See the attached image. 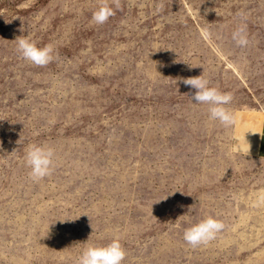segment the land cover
<instances>
[{
    "label": "rangeland",
    "instance_id": "rangeland-1",
    "mask_svg": "<svg viewBox=\"0 0 264 264\" xmlns=\"http://www.w3.org/2000/svg\"><path fill=\"white\" fill-rule=\"evenodd\" d=\"M97 6L0 0V264H76L117 237L123 264H264V0H120L103 25ZM18 36L54 60L24 61ZM201 74L232 93L230 129L180 82ZM244 134L248 155L231 150ZM30 144L55 149L39 181ZM208 216L223 231L190 247L185 229Z\"/></svg>",
    "mask_w": 264,
    "mask_h": 264
},
{
    "label": "clouds",
    "instance_id": "clouds-1",
    "mask_svg": "<svg viewBox=\"0 0 264 264\" xmlns=\"http://www.w3.org/2000/svg\"><path fill=\"white\" fill-rule=\"evenodd\" d=\"M112 5L119 8L120 0H98V6L92 14V22L97 25L106 23L115 14ZM238 15L241 17V24L233 30L231 39L237 47L246 48L250 43L247 32V16L244 12H240ZM205 34L210 37L207 30H205ZM13 42H15L18 56L34 66L45 67L54 60L52 44L38 47L26 36H18ZM180 82L195 90L191 94V101H195L194 105L206 106L209 121L218 122L226 129L235 125V115L228 107L233 100L232 93L221 92L216 87H210L209 80L202 74L197 77L181 79ZM245 134L233 144L231 149L233 152L244 151L246 155L249 154L250 144L246 141ZM54 157L55 149L49 145H28L25 149L24 163L29 169L30 178L39 181L50 176ZM261 199L264 200V197ZM224 227L223 222L208 216L186 228L183 240L192 248L206 246L217 238ZM126 255L127 253L117 237L106 245H87L76 260V264H123Z\"/></svg>",
    "mask_w": 264,
    "mask_h": 264
},
{
    "label": "crops",
    "instance_id": "crops-1",
    "mask_svg": "<svg viewBox=\"0 0 264 264\" xmlns=\"http://www.w3.org/2000/svg\"><path fill=\"white\" fill-rule=\"evenodd\" d=\"M259 137L257 142V153L264 156V115L262 117L261 125L259 128Z\"/></svg>",
    "mask_w": 264,
    "mask_h": 264
},
{
    "label": "bare ground",
    "instance_id": "bare-ground-1",
    "mask_svg": "<svg viewBox=\"0 0 264 264\" xmlns=\"http://www.w3.org/2000/svg\"><path fill=\"white\" fill-rule=\"evenodd\" d=\"M255 141H256L255 139H253V141H252L254 147L257 146V143H256ZM252 142H251V143H252Z\"/></svg>",
    "mask_w": 264,
    "mask_h": 264
}]
</instances>
